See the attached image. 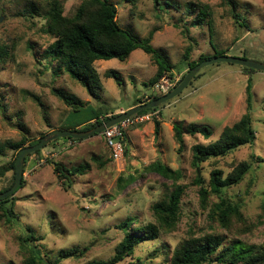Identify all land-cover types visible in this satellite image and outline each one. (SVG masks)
<instances>
[{"label":"rangeland","instance_id":"374dc122","mask_svg":"<svg viewBox=\"0 0 264 264\" xmlns=\"http://www.w3.org/2000/svg\"><path fill=\"white\" fill-rule=\"evenodd\" d=\"M47 1L0 0V169L17 158L18 153L6 144L21 140L24 127L30 140L69 122L71 108L53 88L75 95L86 108L91 104L108 112L127 108L153 92L147 83L158 67L142 49L133 51L126 61L94 62L102 84V89L95 88L98 99L65 71L63 63L45 58V50L55 40L46 31L43 14ZM61 1L64 14L73 16L83 0ZM110 1L117 7L119 24L139 40L153 32L150 45L174 66L173 81L186 73L184 55L190 46L192 60L224 52L264 63V0H161L162 10L156 8L154 0ZM187 4L194 5L193 13ZM201 5L209 8L211 24H194ZM234 12L248 25H239ZM241 71L240 65L229 62L204 67L181 94L151 111L154 115L150 120L129 130V154L123 160L111 158L102 134L75 140L59 137L28 155L25 186L14 195L19 222L10 224L0 217V264L24 262L28 254L20 242L27 226L36 231L39 240L35 242L53 264H87L112 257L125 236L117 225L129 216L135 218L133 229L154 222L153 204L172 188V180L149 169L157 159L184 171L180 182L186 190L179 222L172 230L162 231L159 238L138 244L134 253L118 264H171L173 251L183 240L212 231L264 245V71ZM111 72L119 76L122 85L108 75ZM250 80L256 142L204 163L208 180L213 168L227 175L241 162L254 159L245 178L226 189L231 202L240 206L243 219L233 218L231 227L225 229L208 218L216 196L212 195L206 206L201 204L199 187L193 184L196 172L191 165V147L215 141L225 126L241 119L248 105L246 86ZM156 120L161 123L158 134ZM179 120L209 126L213 135L209 139L199 133L185 135L180 152L173 131V123ZM253 154L263 160L253 158ZM53 162L68 167L89 163L90 168L75 176L73 187L67 189ZM13 174L10 170L0 176V192L11 184ZM72 248L84 250V254L60 257L61 251Z\"/></svg>","mask_w":264,"mask_h":264},{"label":"trees","instance_id":"16d2710c","mask_svg":"<svg viewBox=\"0 0 264 264\" xmlns=\"http://www.w3.org/2000/svg\"><path fill=\"white\" fill-rule=\"evenodd\" d=\"M154 3L156 8L162 10L163 5L161 0H154ZM232 4L235 5L234 2ZM233 7L235 8V6ZM186 8L189 13H193L195 9L193 4H187ZM117 13L116 5L110 0H83L75 14L67 16L64 14L61 0H48L43 14L46 19V31L55 38L54 42L45 50V58L58 60L63 63L65 71L85 87L96 99H98V95H96L95 88L102 89L98 72L94 67V62L97 60L116 58L120 61H126L133 51L142 49L151 55L152 60L158 67L156 74L147 83L148 86H154L164 74L168 73L167 75L170 78L173 76L172 71L174 66L172 63L167 61L163 55L159 54L150 45L153 32L144 41L139 40L135 34L119 24ZM196 13L197 19L194 24L200 25L205 21H209L211 24L212 19L209 18L211 12L207 6H199V11ZM234 17L237 19L239 25H248L243 20L240 22L237 12H234ZM191 48L190 46L184 55V59L187 61L186 73L191 67H194L203 60V58L199 60L189 58L192 51ZM219 55H224V52H221ZM241 67L244 73L256 71L252 68ZM186 73L181 76L175 86L169 91L180 84ZM199 74L200 72L194 79ZM108 75L115 77L117 83L122 85V80H120L117 74L111 72ZM252 89L253 84L250 80L246 86L247 109L239 121L231 126H225L215 141L208 144L195 143L191 147V165L196 172L193 184L199 187L201 204L206 206L211 196H216L217 201L213 203L208 213V218L225 229L231 227L233 218L243 219L240 206L231 202L226 195V189L240 183L245 178L246 174L253 167L254 159L241 162L227 175H225L222 169L213 168L208 180L204 175V163L225 158L241 148L253 146L256 142V130L253 126L254 106ZM52 91L71 108L70 112L72 111L69 115V122L58 127L60 129L89 130L118 115L112 114L108 116L109 112L106 109L104 110L91 104L86 108L85 103L63 89L53 88ZM161 95L153 91L149 96L151 99H154ZM148 101L146 99L139 100L135 104ZM156 109L157 107L142 110L134 116L146 114ZM138 124L140 123L131 125L125 131V157L129 154L128 132L132 127L138 126ZM160 125V121L156 120V134L160 130ZM23 131L24 136L21 140L17 142L9 141L6 144L7 147L13 149L16 153H19L26 144L34 145L38 143L45 135L42 133L39 138L29 140L27 128L24 127ZM173 131L176 140L180 144V152L185 147V135L194 136L199 133L206 139L211 138L213 135L211 127L186 123L184 120L175 121L173 123ZM67 138L73 140V138ZM252 157L263 160L259 155L253 154ZM15 161L16 159L12 160L8 166L0 169V176L5 175L10 170H14L11 184L3 191L8 190L15 182ZM53 164L54 171L63 181L64 185L66 184L67 189L73 187L75 176L86 174L90 168L89 163H81L71 167L58 162H53ZM149 169L168 180H172V188L168 191L167 195L152 206L155 218L154 222H149L146 225L137 226L133 229L135 218L133 216L127 217L117 225L118 228L125 232V236L116 247L115 254L107 260L95 259L89 261L87 264H118L127 256H131L138 244L159 238L162 231L172 230L179 222L182 196L186 190V185L180 182L184 177L183 169H175L160 159L152 162L149 165ZM23 186H25L24 179L20 187ZM16 201L17 198L15 196L0 200L1 220L10 224H17L19 222V215L15 209ZM25 231V236H23L20 242V247L27 251L28 256L22 264H53V262L43 256L42 250L39 248L40 246L35 242L39 240L36 231L29 226L26 227ZM83 254L84 250L72 248L61 251L59 255L61 258H68L80 257ZM170 261L171 264H264V245L247 243L241 238H225V236L217 231H212L198 237L193 236L183 240L173 251Z\"/></svg>","mask_w":264,"mask_h":264},{"label":"water","instance_id":"95a60500","mask_svg":"<svg viewBox=\"0 0 264 264\" xmlns=\"http://www.w3.org/2000/svg\"><path fill=\"white\" fill-rule=\"evenodd\" d=\"M220 62H229L233 64H237L240 66H244L247 68H252L257 71H264V63L250 60L246 58L236 57V56H228V55H218L209 59H205L200 61L198 64H196L194 67H191L183 80L180 82L178 86H176L171 91L159 96L158 98H154L148 102L138 104L124 112L119 113L114 118H111L110 120L99 124L95 126L94 128H91L89 130H72V129H53L52 131L46 133L38 143L34 145H29L23 147L16 158L15 166H16V179L14 184L5 191L0 192V200H3L8 197H12L15 195L16 191L20 188V185L22 183L23 177H24V163L25 158L42 149L44 146H46L49 142L52 140H55L59 137H70L73 139H86L91 136L101 134L106 128L111 127L112 125H115L132 115L137 114L138 112L150 108H156L160 106L161 104L177 97L179 94L183 92V90L190 84V82L194 79V77L204 68L209 65L220 63Z\"/></svg>","mask_w":264,"mask_h":264},{"label":"built area","instance_id":"2783aa9c","mask_svg":"<svg viewBox=\"0 0 264 264\" xmlns=\"http://www.w3.org/2000/svg\"><path fill=\"white\" fill-rule=\"evenodd\" d=\"M176 82L177 80L173 81L167 74H164L161 77V79L153 86L152 89L154 92L163 95L169 92V90L175 86ZM145 99L149 101L152 100L149 95H146ZM153 115H154L153 112H149L137 116L132 115L131 117L115 125H112L111 127L106 128L101 133L106 141V144L110 150V154L113 160L120 161L125 158V147H126V143L124 142L125 131L133 124L143 123L150 120Z\"/></svg>","mask_w":264,"mask_h":264},{"label":"crops","instance_id":"0c3cea01","mask_svg":"<svg viewBox=\"0 0 264 264\" xmlns=\"http://www.w3.org/2000/svg\"><path fill=\"white\" fill-rule=\"evenodd\" d=\"M186 70H187V68H186ZM230 71H232V70H228V72H230ZM241 72L244 73L243 71H241ZM223 74H224V73H223ZM137 105H138V104H137ZM134 106H136V104H133V105L127 107V108H120L118 111H109L108 116H109V115H112V114H119V113H121L122 111H126V110H128V109H130V108H132V107H134Z\"/></svg>","mask_w":264,"mask_h":264}]
</instances>
